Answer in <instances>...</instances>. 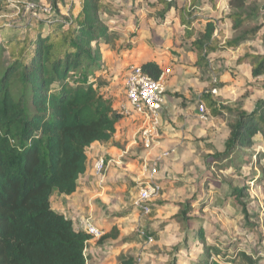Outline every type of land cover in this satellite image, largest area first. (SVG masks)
<instances>
[{
    "label": "trees",
    "instance_id": "obj_1",
    "mask_svg": "<svg viewBox=\"0 0 264 264\" xmlns=\"http://www.w3.org/2000/svg\"><path fill=\"white\" fill-rule=\"evenodd\" d=\"M220 1L209 3L216 8ZM249 3L227 0L233 32L229 39L216 22L206 19L191 42L196 68L214 72L209 55L234 50L256 36L264 38V33L259 35L263 26L251 24L257 12ZM41 8L35 5L18 27L0 21V264H87L85 245L92 237L52 210L50 199L54 191L66 196L75 192L86 171V150L109 142L116 132L120 115L96 85L103 69L99 46L110 41L101 15L113 6L110 0H49V13ZM183 8V36L192 39L195 3ZM243 64L251 67L253 79L264 77V54L246 53L236 60V65ZM140 68L153 80L162 74L151 62ZM214 84L209 81L199 100L211 118L224 120L228 137L223 151L204 156L206 166H245L257 138L264 142V102L246 111L242 101L222 102L214 96ZM230 195L246 217L242 190L231 189ZM190 212L186 201L175 219L186 224ZM114 237L103 235L100 240ZM193 239L204 244L205 256L197 264H210L212 250L202 231ZM120 264H134V259ZM168 264H177L174 257Z\"/></svg>",
    "mask_w": 264,
    "mask_h": 264
},
{
    "label": "crops",
    "instance_id": "obj_2",
    "mask_svg": "<svg viewBox=\"0 0 264 264\" xmlns=\"http://www.w3.org/2000/svg\"><path fill=\"white\" fill-rule=\"evenodd\" d=\"M140 1L142 0H138ZM154 1L152 7L139 5L138 12H133L132 8L128 7L127 11L125 9L118 13L115 10L118 8L120 10L122 3L119 0H110L113 8L101 15V20L108 29L110 41L99 46L103 69L96 76V85L100 94L110 99L112 108L120 115V119L116 124V132L109 142L94 143L86 150V171L79 177L75 192L66 196L54 191L51 195L52 210L70 220L75 230L84 231V222L91 219L103 235L108 233L111 229H108L109 225H104L102 220L105 214L102 211L103 205L108 199L118 195L117 191L125 192L135 183L142 182L146 176L143 165L156 163L158 169L156 178L161 183L162 190L159 198L168 201L180 196L172 185L183 181L185 186L186 181L194 176L193 161L200 164L202 152L206 155L212 154L207 147H200L201 142L211 145L210 148L215 152L224 149L228 130L220 147H217L213 137L218 127L215 123L219 121L211 118L209 113L206 120L199 117L198 106L201 103L199 96L211 80L209 73L215 72L196 68L197 58L191 48V42L203 31L206 19L216 22L217 28L222 31L225 38L232 37V24L227 17L230 13L227 0H221L216 8H213L209 0L196 2L176 0L175 3L173 0L170 2L165 0L168 5L162 0ZM190 3H195L197 11V17L193 22L196 31L192 39H185L179 14L184 5L188 8ZM62 10V13H65V10ZM77 11L75 5L73 14L75 15ZM219 14H222L221 17ZM139 20H142L141 24L135 27ZM136 28L137 40L130 41L126 51L121 52L120 48L125 47L126 35L129 36V32ZM119 32H126L125 39L120 37L122 33ZM242 45L234 50L226 49L209 55L211 69L214 70L216 59L223 58L226 53L233 54ZM243 55H236L237 59ZM236 60L235 67L247 66L251 71L247 64L236 65ZM148 62L156 64L162 73L166 70H169V73H164L165 102L161 110L159 137L150 150H144L139 143L141 120L133 115H123L121 108L126 105L124 85L128 69L131 66L140 67ZM216 87L214 84L215 89ZM243 108L246 111L253 109H246L245 106ZM98 158H103L107 163L102 179H99L93 170V164ZM102 228L106 229L103 231ZM106 240L92 239L86 243L87 264H108L106 260L112 253H102L106 247L101 248L99 245Z\"/></svg>",
    "mask_w": 264,
    "mask_h": 264
},
{
    "label": "rangeland",
    "instance_id": "obj_3",
    "mask_svg": "<svg viewBox=\"0 0 264 264\" xmlns=\"http://www.w3.org/2000/svg\"><path fill=\"white\" fill-rule=\"evenodd\" d=\"M173 1L175 3L176 0ZM28 2L49 8V0H37L36 3L35 0H6L3 5L0 2V21L17 27L22 25L32 14V10L26 8ZM119 2L122 6L120 10H115L118 13L125 9L127 11L128 7L132 8L133 12H138L141 5L152 7L155 4L154 0ZM249 2L248 7L257 12L251 24L263 26L259 33L263 35L264 0ZM60 11H63L62 8ZM221 15L219 14V17ZM141 21L135 23V27L139 26ZM119 33H122L120 37L125 39L126 32ZM137 35V28L131 30L129 36L126 35L125 47L120 48L121 52L126 51L130 41L137 40ZM257 37L244 43L233 54L226 53L223 58L216 59L215 73H209V79L217 85L216 96L220 101H242L246 109L255 108L264 102V77L253 79L249 67H235L236 55L264 54V38ZM2 61H5L4 57ZM216 121L219 122L215 123L218 127L213 140H216L215 145L220 147L227 128L223 119ZM210 146L201 142L200 147H207L214 153L215 150ZM250 153L252 155L247 158V165L219 170L206 166V154L202 152L200 164L193 161L192 169L195 174L192 179L186 181L187 185L184 186L183 181L172 185L180 196L168 201H162L160 194L152 198L148 202L151 209L149 214H143L133 204L141 183H135L125 192L117 191L119 194L108 199L102 207L105 212L102 216L104 225H109L108 229H111L104 235L115 236L107 238L102 244L98 241L101 248L106 247L102 253H112L106 260L108 264H120L127 257H132L134 264H168L172 257L177 264H197L205 256L204 244L193 239L197 231H202L206 246L211 247L213 257L209 260L210 264H264V142L260 137L255 141ZM168 184L170 189L171 185ZM234 188L242 190L241 201L245 206L246 217L236 199L230 195L231 189ZM186 201L190 202L191 212L187 216L190 221L182 224L175 217L179 206ZM102 229L104 231L106 228ZM175 247L178 251L173 250Z\"/></svg>",
    "mask_w": 264,
    "mask_h": 264
},
{
    "label": "built area",
    "instance_id": "obj_4",
    "mask_svg": "<svg viewBox=\"0 0 264 264\" xmlns=\"http://www.w3.org/2000/svg\"><path fill=\"white\" fill-rule=\"evenodd\" d=\"M171 0H167L170 2ZM35 5L27 4V9H34ZM42 13H49V8H41ZM169 73V70L164 72ZM164 73L161 74L158 80H153L144 74L140 67L131 66L128 69L125 78V99L126 105L121 108L123 115H133L141 120V128L139 131V143L142 149L150 150L156 143L159 137V128L161 126V110L165 102V85ZM216 89L213 88L210 92L215 95ZM199 117L202 120L208 118L207 109L203 104L198 106ZM107 167V163L103 158H98L93 164L95 175L102 179L103 173ZM146 171V176L139 188L137 199L134 201V206L143 214H149L151 209L148 202L155 197H158L161 192V186L156 178L158 169L156 163L151 165H143ZM92 239H101L103 232L95 225L91 219L84 222V229Z\"/></svg>",
    "mask_w": 264,
    "mask_h": 264
}]
</instances>
